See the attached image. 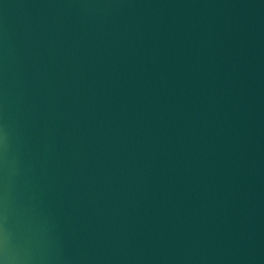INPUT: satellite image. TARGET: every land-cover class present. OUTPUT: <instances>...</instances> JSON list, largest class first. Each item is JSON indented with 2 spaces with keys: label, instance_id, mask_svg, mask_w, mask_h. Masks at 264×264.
Here are the masks:
<instances>
[{
  "label": "water",
  "instance_id": "1",
  "mask_svg": "<svg viewBox=\"0 0 264 264\" xmlns=\"http://www.w3.org/2000/svg\"><path fill=\"white\" fill-rule=\"evenodd\" d=\"M0 264H264V0H0Z\"/></svg>",
  "mask_w": 264,
  "mask_h": 264
}]
</instances>
